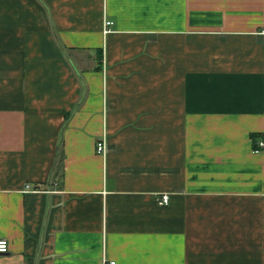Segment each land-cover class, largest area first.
I'll return each instance as SVG.
<instances>
[{"label": "crops", "instance_id": "crops-1", "mask_svg": "<svg viewBox=\"0 0 264 264\" xmlns=\"http://www.w3.org/2000/svg\"><path fill=\"white\" fill-rule=\"evenodd\" d=\"M261 141L264 0H0V264H264Z\"/></svg>", "mask_w": 264, "mask_h": 264}, {"label": "built area", "instance_id": "built-area-1", "mask_svg": "<svg viewBox=\"0 0 264 264\" xmlns=\"http://www.w3.org/2000/svg\"><path fill=\"white\" fill-rule=\"evenodd\" d=\"M114 22L111 20H106L105 22V33H107L110 30V26L113 25ZM260 147H264V141H261L259 143ZM107 150V146H106V138L105 136L98 141L97 143V152L100 154H105ZM30 188V185H27V189ZM159 203L161 205H166L169 203V195L164 194L160 199H159ZM10 250V242L7 239H0V254H4L7 253ZM104 264H116V261H106L104 262Z\"/></svg>", "mask_w": 264, "mask_h": 264}]
</instances>
